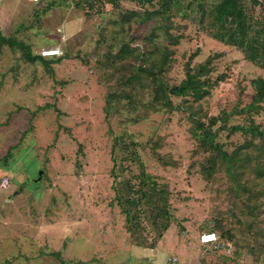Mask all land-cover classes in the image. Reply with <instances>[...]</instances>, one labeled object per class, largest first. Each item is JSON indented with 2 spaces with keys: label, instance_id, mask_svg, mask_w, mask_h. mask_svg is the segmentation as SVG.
<instances>
[{
  "label": "rangeland",
  "instance_id": "1",
  "mask_svg": "<svg viewBox=\"0 0 264 264\" xmlns=\"http://www.w3.org/2000/svg\"><path fill=\"white\" fill-rule=\"evenodd\" d=\"M115 1L29 2L0 20L15 40L0 48V264H111L166 226L167 254L214 231L215 263L264 264V137L249 131L264 130V69L214 39L222 0ZM257 1L242 5L264 46ZM189 75L201 97L170 95Z\"/></svg>",
  "mask_w": 264,
  "mask_h": 264
},
{
  "label": "trees",
  "instance_id": "2",
  "mask_svg": "<svg viewBox=\"0 0 264 264\" xmlns=\"http://www.w3.org/2000/svg\"><path fill=\"white\" fill-rule=\"evenodd\" d=\"M257 4L258 1L254 0ZM103 3H107L110 5H114L116 3L115 0H103ZM246 13L244 11V7L242 5V0H222L213 11V25L218 27V32L214 34V39L217 41L231 46L237 45L240 51L244 54L245 60L256 64L257 66L264 69V63L259 62V56L257 51L264 50L263 45H258L256 40L253 39L248 42V25L245 23L246 21ZM225 23H227L230 27H225ZM263 31H259L260 33H264V26L262 27ZM256 32V33H259ZM15 40L11 38H6L1 36L0 33V48L2 45H9L10 47L14 45ZM19 48L25 50L26 46L22 43L20 45H16ZM26 57L29 61H35V57H28V53L25 51ZM259 64V65H258ZM227 76L225 74H221L216 78V82L225 81ZM254 86L255 94L253 98V102L261 103L264 100V78H256L251 81ZM200 86L197 79L193 75H189L186 80L182 81L179 85H175L168 89L170 95L174 97H180L186 94L191 93L195 98H200L202 93L200 92ZM201 129V141L202 145L212 151V152H219L223 154V156H227L226 153H223L221 150V145L214 142L212 136L210 135L208 129L202 125L199 127ZM259 129L249 128V131L254 134H260V136L264 137V130L258 131ZM130 203L136 205L138 201H134L131 199ZM121 204V201H119ZM139 205V204H138ZM126 216L127 221L129 220L128 212L125 210L123 212ZM168 226H166L165 230ZM162 235V234H161ZM159 236V238L161 237ZM221 238V236H220Z\"/></svg>",
  "mask_w": 264,
  "mask_h": 264
},
{
  "label": "crops",
  "instance_id": "3",
  "mask_svg": "<svg viewBox=\"0 0 264 264\" xmlns=\"http://www.w3.org/2000/svg\"><path fill=\"white\" fill-rule=\"evenodd\" d=\"M1 1L4 2L2 3L0 2L1 5L0 20L4 22H6L10 16L14 15V13L11 11L12 8H16L18 6L15 9V15H24L25 11H21V10H24L27 7H31L30 5H28L30 1L27 0H1ZM19 1L20 3H18ZM43 1L44 0H41L40 2H36V3L35 2H31V3H35L36 5ZM53 11H56L58 14V10L56 8H53L51 12ZM53 58H58V57H53ZM166 231L167 229L162 233L161 237L157 240V242H155V244L149 246L133 244L129 240L132 245L131 246L132 254H130V256L126 255L127 260H125L124 257H120V259L117 258V260L112 262L111 264H123L124 261H126L125 264H217L215 263L214 257L211 256V253L215 252L213 251L215 249L213 245H209V244L203 245L200 242L196 244L188 241L187 245L184 246L183 243L177 241L175 242L173 253L171 254L165 253L167 249L160 247L161 245L160 243H161V239H163V237L165 236ZM49 254H53V253H49ZM171 258L175 259L173 263H170Z\"/></svg>",
  "mask_w": 264,
  "mask_h": 264
},
{
  "label": "built area",
  "instance_id": "4",
  "mask_svg": "<svg viewBox=\"0 0 264 264\" xmlns=\"http://www.w3.org/2000/svg\"><path fill=\"white\" fill-rule=\"evenodd\" d=\"M27 1L36 3V2H40L41 0H27ZM61 40L65 41V37L62 36ZM61 47H62V43L58 44V45H56L50 49L43 50L40 53V55H41V57H59L61 52H62ZM6 184H8L7 178L3 179V182H1V184H0V188L1 189L4 188L6 186ZM198 238H199V242L203 245H207V244L213 245L214 248L224 247V245L220 243L221 238L217 232H214V231L203 232L199 235ZM174 261H175V259L171 258L170 263H173Z\"/></svg>",
  "mask_w": 264,
  "mask_h": 264
},
{
  "label": "water",
  "instance_id": "5",
  "mask_svg": "<svg viewBox=\"0 0 264 264\" xmlns=\"http://www.w3.org/2000/svg\"><path fill=\"white\" fill-rule=\"evenodd\" d=\"M42 172H39V178H41Z\"/></svg>",
  "mask_w": 264,
  "mask_h": 264
}]
</instances>
